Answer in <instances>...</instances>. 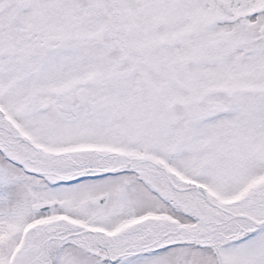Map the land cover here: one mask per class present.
I'll return each instance as SVG.
<instances>
[{
	"label": "snow or ice",
	"instance_id": "snow-or-ice-1",
	"mask_svg": "<svg viewBox=\"0 0 264 264\" xmlns=\"http://www.w3.org/2000/svg\"><path fill=\"white\" fill-rule=\"evenodd\" d=\"M0 264H264V0H0Z\"/></svg>",
	"mask_w": 264,
	"mask_h": 264
}]
</instances>
